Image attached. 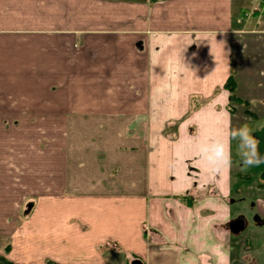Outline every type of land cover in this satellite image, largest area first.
Returning a JSON list of instances; mask_svg holds the SVG:
<instances>
[{
    "label": "crops",
    "instance_id": "obj_1",
    "mask_svg": "<svg viewBox=\"0 0 264 264\" xmlns=\"http://www.w3.org/2000/svg\"><path fill=\"white\" fill-rule=\"evenodd\" d=\"M254 3L0 0V257L245 264L228 229L246 228L232 198L238 141L230 167L212 168L200 148L264 126ZM255 177L259 164L237 182ZM254 206L250 264L264 242Z\"/></svg>",
    "mask_w": 264,
    "mask_h": 264
},
{
    "label": "clouds",
    "instance_id": "obj_2",
    "mask_svg": "<svg viewBox=\"0 0 264 264\" xmlns=\"http://www.w3.org/2000/svg\"><path fill=\"white\" fill-rule=\"evenodd\" d=\"M253 132L247 126L239 128H231L228 132L227 140L219 138L211 145L200 148L201 158L212 168L217 164L230 167L232 140L238 141V149L240 155L241 171L247 170L248 167L258 165L264 162V154H261L258 149V139L253 136ZM230 254V248L224 250V257L227 258ZM245 264H250L251 258L245 254Z\"/></svg>",
    "mask_w": 264,
    "mask_h": 264
},
{
    "label": "rangeland",
    "instance_id": "obj_3",
    "mask_svg": "<svg viewBox=\"0 0 264 264\" xmlns=\"http://www.w3.org/2000/svg\"><path fill=\"white\" fill-rule=\"evenodd\" d=\"M255 7H256V3ZM254 7V8H255ZM253 8V9H254ZM264 126H262L263 128ZM253 133V136L256 132H260L262 130V128H260V126H258L257 124L253 125V127H248ZM255 137V136H254ZM238 165V164H237ZM259 166L264 167V162L260 163ZM234 172L237 174L241 172V170L237 167H239V165L236 167L234 166ZM237 174L234 176L235 178L233 179L234 184L236 183V186L240 187V191L241 192H235V190H233V197L234 200L237 201V205L234 207L235 209V214L238 215H243L245 221H246V228L243 232H241V234H239L238 236H231V238L236 239L234 240V244H233V248H234V252L235 254H238L240 256H245V254L250 255L253 253V251L251 249H245L242 248L243 246V241L245 239V237L248 236V232L250 231V229L253 226L254 223V217L256 216V213L258 212L259 214H261L259 211H257L256 207L254 206V204L258 203L259 206L261 208H263L264 211V180L260 179V178H254L253 180H248L246 181V183L242 180V181H238L237 182ZM245 174V172H244ZM259 186H258V185ZM235 188V187H234ZM234 214V215H235ZM236 244V245H235ZM260 254L257 256H253V260L256 259L257 264H264V242H262L260 245ZM234 254V255H235ZM251 263V260H250Z\"/></svg>",
    "mask_w": 264,
    "mask_h": 264
},
{
    "label": "water",
    "instance_id": "obj_4",
    "mask_svg": "<svg viewBox=\"0 0 264 264\" xmlns=\"http://www.w3.org/2000/svg\"><path fill=\"white\" fill-rule=\"evenodd\" d=\"M259 140L258 149L261 154H264V127L260 133L257 134ZM229 232L236 236L240 234L244 229V222L241 219L234 220L228 224ZM131 264H141L139 261H133Z\"/></svg>",
    "mask_w": 264,
    "mask_h": 264
},
{
    "label": "built area",
    "instance_id": "obj_5",
    "mask_svg": "<svg viewBox=\"0 0 264 264\" xmlns=\"http://www.w3.org/2000/svg\"><path fill=\"white\" fill-rule=\"evenodd\" d=\"M256 7L246 14V17L255 18L258 22H264V0H255Z\"/></svg>",
    "mask_w": 264,
    "mask_h": 264
},
{
    "label": "trees",
    "instance_id": "obj_6",
    "mask_svg": "<svg viewBox=\"0 0 264 264\" xmlns=\"http://www.w3.org/2000/svg\"><path fill=\"white\" fill-rule=\"evenodd\" d=\"M225 88H227V90H228L229 93L231 94L230 99H231L232 101L235 100V98H234L233 95H232V93H233V82H232L231 79H229V80L227 81V83L225 84ZM186 202H187V204H189V205L191 204V200L186 201ZM0 264H13V263H11V262L5 260L4 258L0 257ZM49 264H50V263H49Z\"/></svg>",
    "mask_w": 264,
    "mask_h": 264
}]
</instances>
